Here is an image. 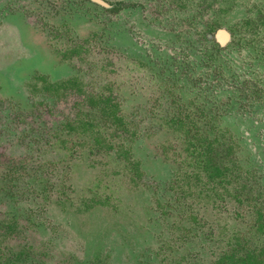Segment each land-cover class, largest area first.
<instances>
[{
	"label": "rangeland",
	"instance_id": "rangeland-1",
	"mask_svg": "<svg viewBox=\"0 0 264 264\" xmlns=\"http://www.w3.org/2000/svg\"><path fill=\"white\" fill-rule=\"evenodd\" d=\"M110 1L126 6L113 12L83 0H0V217L18 215L28 228L9 242L28 241L36 251L32 260L20 264H94L99 251L106 264L144 263L158 247L156 233L163 229L168 234L156 199L163 204L176 194L168 184L177 167L180 136L162 125L161 118L176 110L196 112L198 102L208 109L220 103L181 88L183 76L172 94L164 82H172L173 75L162 72L159 63L165 61L164 53H174L177 60L187 54L208 12L216 11L221 22L232 26L256 8L264 10V0H206L210 6L195 16L193 2L185 8L171 2L165 10V0ZM144 49L153 56L149 64ZM244 51L232 49L237 71L264 78V64L256 65L257 60L246 58ZM177 69L174 62L169 70ZM72 76L78 82L73 86H82L85 93L111 91L137 128L131 150L142 168L139 185L129 187L127 177L120 175L108 187L102 182L95 188L97 193L119 195L122 201L117 209L95 206L86 213L74 211L78 200L90 194L88 188L98 171L76 166L61 178L54 166L64 154L63 148L53 144L54 131L85 106L83 96L74 89L65 90L59 98L44 91L42 83ZM253 106L237 101L234 116H226L220 124L237 125L255 159L263 158L258 159L262 166L256 164L264 171V110L250 114ZM191 116L205 118L200 113ZM7 162L20 166L17 174L4 178ZM12 182L17 187L6 184ZM32 183L38 187L45 183L52 198L37 194ZM2 188H12L15 196H6ZM234 188H229L230 193ZM62 190L73 198L65 210L55 203ZM225 208L216 213L209 205L203 211L208 218L216 215L217 223L230 220L229 228H234L240 219L231 220V203Z\"/></svg>",
	"mask_w": 264,
	"mask_h": 264
},
{
	"label": "flooded vegetation",
	"instance_id": "flooded-vegetation-1",
	"mask_svg": "<svg viewBox=\"0 0 264 264\" xmlns=\"http://www.w3.org/2000/svg\"><path fill=\"white\" fill-rule=\"evenodd\" d=\"M83 1H87L94 6L113 12L119 11L126 6L125 3H122L121 1L112 2L110 0H103L108 6L92 0ZM171 2H176V5L180 8H185L188 3L193 2V7H195V16L201 15L202 7L204 10V8L210 6L207 5L206 0H165V10L168 9V5ZM208 13L209 14H207L203 20L202 27L196 30V37L189 44L187 54L182 55V57L177 60L174 53H164L166 62L162 61L159 63V65L162 64V72L168 71L171 76L173 75L172 82H164L169 83L168 85H170V87H168V90L171 91L172 94H174L172 88L175 86V83L177 82V84H179L178 81L182 78L180 76H183L181 88L183 87L188 90H194L195 97H209L214 102L220 101V103L217 105L212 103L208 109L205 103L198 102L196 112L186 110L181 114L180 111L176 110L169 116L161 118L162 125L180 136V146L176 149V151L179 150L177 154L178 158L176 159L177 167L174 172V178L168 184L170 189L176 191V194L172 197V199L167 198L168 200L163 202V204L156 199V209L159 208V215L162 216L161 219L163 225L167 228L168 234H166L163 229L162 231L156 233L155 237L158 239L156 242L158 243V247L155 248L154 251L150 252L148 258L143 264H231L229 255L233 248H238L237 242H235L236 234L240 235V240L245 243V247H241V249H247L260 242L264 243V171L257 169L256 164L258 161L259 165L262 166L258 159L262 160L263 158L257 156V160L255 159V154L252 152L251 148L247 147V142L243 140V135L239 133L237 125L230 122L220 124L221 120L226 118V116H234V105L239 100H243L248 104L254 105L250 109V114H255L260 110H264V78L252 76L250 72L246 75L247 73L245 71H237L236 66L233 63L234 54L232 53V49H244V56L246 58L249 60H257L255 63L258 66H262L264 64V10L261 7L256 8L252 15L242 18L238 23L232 26H226L223 22H221L216 11ZM108 32L109 29H107L104 34H108ZM173 36L174 35H172V37ZM74 49L75 48L71 49L69 52L73 54V52H75ZM164 51L165 50L161 52L162 57ZM144 52L147 53L145 49ZM146 55L148 56L145 61L149 64L152 62L153 56L149 53ZM161 60H163V58ZM167 61L170 62L167 63ZM174 62L178 67L176 72L169 70L170 66ZM142 64L143 63H141V65ZM187 69L189 70L187 71ZM76 82L77 78L74 76L55 82L43 80L42 88L44 91H47L49 95L59 98L65 94V90L71 88L83 96L84 102L82 104L85 106V109L76 113L72 119L67 118L62 121L60 123V127L56 128L54 131L55 137L53 139V144L60 146L64 150V154L60 159L61 162L54 163V166L56 167V170H58L61 178L63 176L67 177V174L73 171L76 166H81L85 169H97L98 171V174L94 177L93 185L88 188L90 194L83 195L78 200L75 207H71L74 211L81 212L77 211L76 207L81 205L80 202L84 196L89 197L93 193H97L95 188L102 182H104V185L108 187L109 183H111L115 176L118 178V176L124 175V173H121L120 175L113 174L110 170L112 169L111 167L114 163L117 167V160L113 159V150L110 152L112 162L109 165H106L103 158H101L102 161L100 162L99 158L101 156H96L88 151V146H83L80 143L77 145V141L75 139L76 134H67L68 132L63 125L68 122L75 121L78 117H84L87 113H97L98 107L89 102V97L96 98L98 96H108L112 103H117V113L123 117L124 121H126L128 125L127 127L129 131L132 132L131 138L126 141V144L130 148L131 159L136 161L138 160L132 155L131 142L135 138L137 128L132 126L133 122L122 113L120 102L111 91L104 89L95 93H85L82 86H73L76 85L74 84ZM225 83H229L230 86L225 87ZM224 97H227L226 101L224 100ZM222 102L223 104H221ZM190 103H192L191 100ZM191 113H200L201 115H204L205 118L203 119L201 116L193 117L191 116ZM177 117H181L189 126L193 122L194 124L196 123L197 128L203 129V124L209 120V122L213 124L216 129H208V131L204 132L203 135L211 139L215 136H217V138L220 137L223 142L219 144V150L230 144V154H226L225 159L222 160H224L223 162L225 164L232 165V162H234L237 165L235 169L237 177L236 179H232L230 183L226 184V189H219L216 193H214L209 191L211 188L206 185L207 192L202 193V196L204 194H206V196L202 199H198L196 193L194 192L190 195L182 193L181 186L185 185V183L182 182L187 173H198L199 179H201L202 182L205 181L199 162H202L204 156L202 155L203 150L201 147L195 145L194 136H191L193 131H195V128H192L188 134H185L183 131H179L172 126L171 120H174ZM100 124L103 125V121H100ZM216 131L217 135H215ZM56 134H61L63 139H69L65 144L66 146L55 143V141L58 140ZM71 137L73 138L71 139ZM78 139L81 141L79 136ZM69 142L71 143L69 144ZM69 146H74L76 149H72ZM163 150L164 152H167L168 149L163 146ZM243 151L246 152V158H243L242 156ZM102 153L103 157L106 158L107 156L104 155L105 153ZM93 158H95L97 162L94 166H91V159ZM19 166L20 165H16L13 162H7L4 165V178H9L6 176V173L9 170L13 172V175L17 174L16 172L19 171ZM105 167H109L108 176L103 174V169ZM116 167L113 168L114 171L131 173L129 169L127 171L116 170ZM142 174V168L140 162L138 161V173L137 176L133 177V180H136V182L135 184L134 182H130L128 176H126L127 185L129 187L138 186ZM194 183H197L195 182V179ZM6 184L10 185L12 188L17 187L14 182ZM191 184L192 183H190V185ZM232 185H234L235 188L233 192L230 193L229 188ZM31 186H33V190L37 191V194L40 196L44 195V199L50 200L52 198L50 193H48V189L45 188V183H42L39 187L36 186L35 183H32ZM12 188H2L3 193L9 197L15 196V190L13 191ZM67 188L70 190L73 189L71 184L67 185ZM199 188L200 186L197 187V189ZM183 189L184 188H182V190ZM222 192H226L230 194V196L226 197L224 195L225 193L223 194ZM47 193L48 195H46ZM61 193H63V196L57 197V199H55V203L65 210L73 204V198L69 191L62 190ZM97 194L100 195L101 198L113 196L110 198V201L115 198L116 201H114L117 204H120L122 201L119 195L116 198L114 194L110 193H106L105 195L101 193ZM207 195H209V197H207ZM245 196H248L247 200H245ZM68 201H70V204H68ZM59 202L64 204L61 205ZM230 203L233 205V216L230 217L231 220L237 222V219H240L239 223L231 229L229 228L230 220H227V222L222 221V223H217L215 221L216 215H214L213 218H208L203 211V209H205V212H207L208 206L210 205L212 210L217 213L225 210V207ZM94 207L87 211H82L81 213H86ZM190 213L195 216V221H191L188 217H186ZM10 216H14L18 220L21 229H19V233L13 234L11 237L2 242L1 247L4 251L1 252L0 255V264L27 263V261H30L35 257L36 251L34 246L28 241L20 242L19 245H15L10 243L9 240L18 236L28 227L23 226L18 218V215L14 213L0 217V220ZM252 220H254L252 222L253 228L246 229L249 227V222ZM257 223L263 225L260 230L256 228ZM30 224L34 225L35 223L34 221H30ZM181 225L186 227L193 225V230L186 235L183 232V229H181ZM180 235L186 236L184 241H177L176 243L171 242V244L167 241V239ZM25 245L31 246V253L28 256L25 254L17 259L14 258L12 262H6V260L10 258H6L4 256L5 253L10 252V250L17 251ZM242 252L243 250L239 251V253ZM179 253L185 254L186 258L179 260ZM93 261L94 264H106L100 251L95 254Z\"/></svg>",
	"mask_w": 264,
	"mask_h": 264
},
{
	"label": "trees",
	"instance_id": "trees-1",
	"mask_svg": "<svg viewBox=\"0 0 264 264\" xmlns=\"http://www.w3.org/2000/svg\"><path fill=\"white\" fill-rule=\"evenodd\" d=\"M89 102L92 105L98 107L97 113H87L84 115V117H78L75 121L68 122L63 125L68 132L67 134H76L75 139L77 141V145L80 143L83 146H88V151L96 156H101L99 158L100 162L102 161L101 158H103L106 165H109L112 162L110 152L111 150H113V159L117 160V167L114 163L111 167L112 169L110 170L113 174L120 175L121 173H124V176H128L129 181L134 182L135 184L136 180L134 181L133 177L137 176L138 173V161L131 159L130 148L126 144V141L131 138L132 132L129 131L127 127L128 125L126 121H124L123 117L117 113V103H112L108 96H98L96 98L89 97ZM100 121H103L104 124L101 125ZM171 124L175 129L183 131L185 134H188L192 130V128H195V131H193L191 136H194L195 145L201 147V149L203 150L202 155L204 156V158L202 159L203 163L201 161L199 162L200 168L203 172V176L205 177V181L202 182V180L199 179L198 173H187L183 178L182 183H185V185L181 186L182 188H184L183 190L181 188L182 193H184L185 195H190L194 192L196 193L198 199H202L206 196V194L202 196L203 192H207L206 185L211 188L209 191L214 193H216L219 189H226V184L230 183L232 179H236L237 177V173L235 171L237 165L234 162H232V165H228L223 162L224 160H222L225 159L226 154H230V144L219 150L218 146L223 142L221 141L220 137L217 138V136H215L211 139L203 135L204 132L208 131V129L215 130L216 127L211 124L209 120L203 124L204 129L197 128L196 123L194 124L193 122L189 126L181 117H177L174 120H171ZM56 135L58 137V140H56L55 143L66 146L65 144L69 139H63V136H61V134ZM77 135L79 136L81 141H79ZM215 135H217V131ZM72 138L73 137H71V139ZM102 152L105 153L104 155L107 156L106 158L103 157ZM96 162L97 161L95 158L91 159V166H94ZM114 167H116V170L127 171L129 169L131 173L114 171ZM108 169L109 167H105L103 169L104 175H109ZM12 175V171H7V177H11ZM194 179L197 183H194ZM190 183L192 184L190 185ZM198 186H200L199 189H197ZM112 197L106 196L101 198V196L97 193H93L89 197L84 196V198L81 199V205L77 206L76 210L84 212L94 207L95 205H105L116 209L119 204L115 202V198H113L115 201H110V198ZM207 197H209V195H207ZM247 198L248 196H245V200H247ZM62 204L64 203H61V205ZM68 204H70V201H68ZM186 217H188L191 221H195V216L191 213ZM253 221L254 220L249 222V227L246 229L253 228ZM261 226L263 225L257 223L256 228L260 230ZM19 229H21V226L14 216H10L8 218L0 220V255L1 252L4 251L1 247L2 242L11 237L13 234L19 233ZM181 229H183V232L187 235L190 231L193 230V225L189 227L181 225ZM185 237L186 236L184 235H180L171 239H167V241H169L170 244L171 242L176 243L177 241H184ZM240 238V235H235V242H237L238 248H233L232 252L229 255L231 264H264V243L260 242L247 249H241V247H245V243H243ZM30 248L31 246L25 245L17 251L10 250V252L4 254L6 258H10L6 260V262H12L14 258L17 259L25 254L26 256H28L31 253ZM242 250L243 252L239 253V251ZM179 255V260L186 258L185 254L183 253H179Z\"/></svg>",
	"mask_w": 264,
	"mask_h": 264
},
{
	"label": "water",
	"instance_id": "water-1",
	"mask_svg": "<svg viewBox=\"0 0 264 264\" xmlns=\"http://www.w3.org/2000/svg\"><path fill=\"white\" fill-rule=\"evenodd\" d=\"M92 1H95V2L100 3L102 5L108 6L103 0H92Z\"/></svg>",
	"mask_w": 264,
	"mask_h": 264
}]
</instances>
